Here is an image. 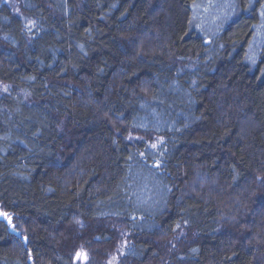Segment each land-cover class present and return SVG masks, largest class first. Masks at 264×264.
<instances>
[{
  "label": "trees",
  "instance_id": "16d2710c",
  "mask_svg": "<svg viewBox=\"0 0 264 264\" xmlns=\"http://www.w3.org/2000/svg\"><path fill=\"white\" fill-rule=\"evenodd\" d=\"M202 1L0 0V264H264V0Z\"/></svg>",
  "mask_w": 264,
  "mask_h": 264
},
{
  "label": "rangeland",
  "instance_id": "374dc122",
  "mask_svg": "<svg viewBox=\"0 0 264 264\" xmlns=\"http://www.w3.org/2000/svg\"><path fill=\"white\" fill-rule=\"evenodd\" d=\"M234 0H203L199 5L196 6L197 14L203 17L206 21V26L211 28H221L224 23L231 19L236 13ZM19 13V10L16 9ZM262 29L258 28L257 37L252 45L253 54H257L259 47L263 41ZM9 222L11 217L8 216Z\"/></svg>",
  "mask_w": 264,
  "mask_h": 264
}]
</instances>
